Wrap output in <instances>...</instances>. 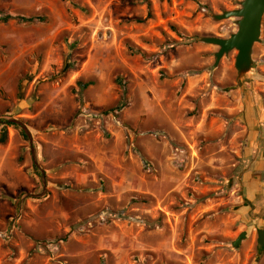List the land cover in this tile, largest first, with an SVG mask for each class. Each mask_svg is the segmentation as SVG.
Listing matches in <instances>:
<instances>
[{
	"label": "rangeland",
	"instance_id": "1",
	"mask_svg": "<svg viewBox=\"0 0 264 264\" xmlns=\"http://www.w3.org/2000/svg\"><path fill=\"white\" fill-rule=\"evenodd\" d=\"M241 1L0 0V264H264V15L241 82L202 41Z\"/></svg>",
	"mask_w": 264,
	"mask_h": 264
},
{
	"label": "water",
	"instance_id": "2",
	"mask_svg": "<svg viewBox=\"0 0 264 264\" xmlns=\"http://www.w3.org/2000/svg\"><path fill=\"white\" fill-rule=\"evenodd\" d=\"M264 15V0H242L240 7L224 10L221 13L213 14V17L218 20L237 18L238 29L228 37L221 36H203L202 41L208 44L218 46V51L215 52V63L211 66L213 70L219 64L221 58L237 50L235 66L238 71L237 80L243 81L245 76L256 67L257 63L253 59V48L256 42L261 41V27ZM9 121L20 124L28 135L31 143L33 137L22 121L16 118H9ZM35 163L37 158L34 156ZM38 165V164H37ZM46 187V182L44 181ZM44 193L34 194L28 193L27 196L40 197ZM21 201V208L23 204ZM246 231L242 232L237 240L233 242L234 246L241 243L242 239L246 236ZM264 248V229L259 230L258 236V249Z\"/></svg>",
	"mask_w": 264,
	"mask_h": 264
},
{
	"label": "trees",
	"instance_id": "3",
	"mask_svg": "<svg viewBox=\"0 0 264 264\" xmlns=\"http://www.w3.org/2000/svg\"><path fill=\"white\" fill-rule=\"evenodd\" d=\"M10 18H12V15H6L5 17H3V21H8ZM22 20H27L26 17L22 18ZM172 28L176 31L178 30L177 27L175 25H172ZM129 49L133 52V53H140V50L139 49H135L134 47H132L131 45H129ZM72 65L73 63H68L67 62V65ZM79 83L82 85V87H86L88 85V83H82L79 81ZM10 125L14 126V127H17L18 125L14 122H9ZM6 129H3L2 131H0V141H4L5 138H6ZM26 136V135H25Z\"/></svg>",
	"mask_w": 264,
	"mask_h": 264
}]
</instances>
